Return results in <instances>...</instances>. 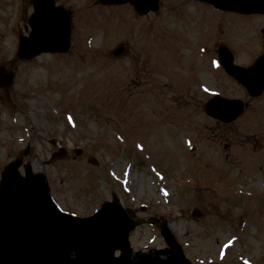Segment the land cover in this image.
<instances>
[{"label":"rangeland","instance_id":"rangeland-1","mask_svg":"<svg viewBox=\"0 0 264 264\" xmlns=\"http://www.w3.org/2000/svg\"><path fill=\"white\" fill-rule=\"evenodd\" d=\"M57 1L73 13L71 49L65 56L43 53L22 61L15 60L17 37L24 33V21L32 12L30 0H0V67L5 66L14 74L10 85H0V172L8 161L30 149L24 160L32 164L34 171L47 175L50 185L53 184L52 196L70 212L85 215L94 211L115 193L110 190L115 189L122 204L135 210L138 217L154 215L157 226L159 220H166L195 262H217L214 254L207 250L216 241L231 242L229 250L235 252L229 253L226 259L233 263L264 258V197L263 201L251 199L252 195L264 193V147L260 148L250 137L252 132L262 130L259 139H264V103L249 102L240 116L221 128L201 108L214 93L247 99L241 89L227 85L229 81L224 79L212 53L213 45L208 42L225 41L227 34L234 38L240 50H248L250 45L246 46L243 41L251 37L252 25L258 30L254 31V37L263 38L259 28L264 23L254 22V17L250 26L246 17L231 15L233 13L222 15L201 4L193 9L186 7L187 16L185 10L179 8L168 18L169 1L160 0L158 13L136 18L143 23L151 21V26L164 25L168 20L180 25L184 20L186 26L181 31L177 28L178 32L174 33L173 25L162 32V37L154 31L152 40L151 32L144 30L143 39L136 31L128 6L103 7L93 0ZM184 1L175 3L181 5ZM221 17L225 22L221 20L219 25L217 21ZM122 24L126 25L122 27ZM200 26L208 30L202 32L203 39L197 38L198 44L192 49L194 60L188 55V49L194 43L191 36ZM120 45L125 46V53L114 58L112 52ZM231 49L236 51L239 60L240 50L232 46ZM83 52L92 55V71L80 72L78 59ZM247 54L242 52L245 59ZM201 56L205 68L197 61ZM133 77L141 85H133ZM170 84L180 87L171 89ZM92 92L100 95L94 97L99 98L95 103L90 99ZM127 94H139L141 97L137 96V100L145 103L136 114L139 120L136 137L149 144L152 151L149 159L143 148L135 147L137 141L122 140L121 133L113 128L114 123L118 124L116 119L110 118L113 113L117 114L116 97L121 103L126 99L129 103L137 102ZM90 109L103 117H88ZM154 114L161 122L155 128L151 127L155 122ZM126 115L133 119V108H127ZM188 122L192 124H186ZM180 124L187 125L190 132L193 130L195 138L182 134ZM51 140L57 143L52 146ZM245 140L249 142L247 155L242 150ZM103 141H108L109 145ZM191 143L196 144L189 154L186 151ZM59 147L69 151L65 158L70 161L54 160L47 166L48 159ZM73 148L83 149L82 153L74 156ZM222 154L232 167L223 163ZM235 154L245 157L242 168L238 162L233 163ZM207 158L222 163L226 166H221L224 170L232 171V189L244 195L241 198L244 208L232 198L226 197L224 204L220 200L223 199L222 188L199 192L184 189L183 184L189 183L193 175H209V169L198 168L201 161L212 163ZM202 169L207 174H200ZM235 175H238L237 180ZM196 182L206 183L205 180ZM77 185L82 188H76ZM91 185L96 187V193ZM141 207L143 211H139ZM193 207L201 211L200 218L191 216ZM233 236L236 238L232 239ZM159 240L158 228L155 230L152 222L141 226L133 236L135 248L148 247L157 244L151 241Z\"/></svg>","mask_w":264,"mask_h":264},{"label":"water","instance_id":"water-1","mask_svg":"<svg viewBox=\"0 0 264 264\" xmlns=\"http://www.w3.org/2000/svg\"><path fill=\"white\" fill-rule=\"evenodd\" d=\"M32 3L35 12L28 19L31 32L28 37L19 38L18 58H30L41 51L66 50L68 13L55 7L53 0ZM9 79L10 75L6 81ZM207 110L213 111L210 105ZM18 163L7 167L0 185V264H144L125 252L128 247L121 241L132 225H126L116 200L104 204L90 218L62 216L50 203L44 184L30 175H16ZM164 236L171 240V235ZM116 248L125 253L114 259ZM152 264L188 263L180 252H173L155 254Z\"/></svg>","mask_w":264,"mask_h":264}]
</instances>
